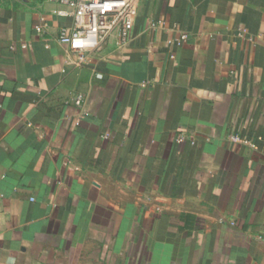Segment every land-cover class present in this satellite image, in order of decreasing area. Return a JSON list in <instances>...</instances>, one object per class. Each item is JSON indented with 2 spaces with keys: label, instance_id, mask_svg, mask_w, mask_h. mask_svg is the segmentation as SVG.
I'll return each instance as SVG.
<instances>
[{
  "label": "crops",
  "instance_id": "crops-1",
  "mask_svg": "<svg viewBox=\"0 0 264 264\" xmlns=\"http://www.w3.org/2000/svg\"><path fill=\"white\" fill-rule=\"evenodd\" d=\"M61 11L0 0V264H264V0H141L81 64Z\"/></svg>",
  "mask_w": 264,
  "mask_h": 264
},
{
  "label": "built area",
  "instance_id": "built-area-1",
  "mask_svg": "<svg viewBox=\"0 0 264 264\" xmlns=\"http://www.w3.org/2000/svg\"><path fill=\"white\" fill-rule=\"evenodd\" d=\"M70 7V12L61 11L62 15L73 18L72 26H62L58 39L67 45L71 52L78 55V63H85L89 55L97 51L101 45L118 34L121 44H125L132 31L138 15L141 0H63ZM38 30L43 29L39 26ZM186 34L181 36L186 39ZM24 47H26L24 45ZM73 101L76 106L82 107L85 96L77 93ZM186 138L183 134L177 137L178 142ZM233 141H243L238 136H232Z\"/></svg>",
  "mask_w": 264,
  "mask_h": 264
}]
</instances>
